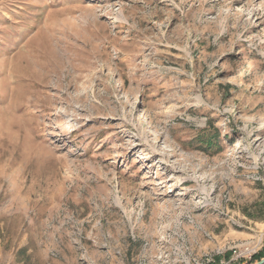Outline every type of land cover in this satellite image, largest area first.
Segmentation results:
<instances>
[{
	"label": "rangeland",
	"instance_id": "1",
	"mask_svg": "<svg viewBox=\"0 0 264 264\" xmlns=\"http://www.w3.org/2000/svg\"><path fill=\"white\" fill-rule=\"evenodd\" d=\"M260 254L264 0H0V264Z\"/></svg>",
	"mask_w": 264,
	"mask_h": 264
},
{
	"label": "trees",
	"instance_id": "2",
	"mask_svg": "<svg viewBox=\"0 0 264 264\" xmlns=\"http://www.w3.org/2000/svg\"><path fill=\"white\" fill-rule=\"evenodd\" d=\"M263 257H264V254H263V255L260 254V255H258V256H254V259H257V258H258V260H261Z\"/></svg>",
	"mask_w": 264,
	"mask_h": 264
},
{
	"label": "water",
	"instance_id": "3",
	"mask_svg": "<svg viewBox=\"0 0 264 264\" xmlns=\"http://www.w3.org/2000/svg\"><path fill=\"white\" fill-rule=\"evenodd\" d=\"M257 264H264V258Z\"/></svg>",
	"mask_w": 264,
	"mask_h": 264
},
{
	"label": "bare ground",
	"instance_id": "4",
	"mask_svg": "<svg viewBox=\"0 0 264 264\" xmlns=\"http://www.w3.org/2000/svg\"><path fill=\"white\" fill-rule=\"evenodd\" d=\"M261 40H263V39L261 38Z\"/></svg>",
	"mask_w": 264,
	"mask_h": 264
}]
</instances>
